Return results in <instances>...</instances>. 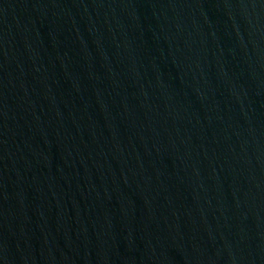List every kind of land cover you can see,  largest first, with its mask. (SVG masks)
Returning <instances> with one entry per match:
<instances>
[{"label":"water","instance_id":"water-1","mask_svg":"<svg viewBox=\"0 0 264 264\" xmlns=\"http://www.w3.org/2000/svg\"><path fill=\"white\" fill-rule=\"evenodd\" d=\"M0 264H264V0H0Z\"/></svg>","mask_w":264,"mask_h":264}]
</instances>
